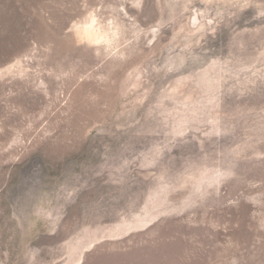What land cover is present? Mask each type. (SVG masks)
<instances>
[{
    "label": "rangeland",
    "instance_id": "obj_1",
    "mask_svg": "<svg viewBox=\"0 0 264 264\" xmlns=\"http://www.w3.org/2000/svg\"><path fill=\"white\" fill-rule=\"evenodd\" d=\"M0 264H264V0H0Z\"/></svg>",
    "mask_w": 264,
    "mask_h": 264
},
{
    "label": "clouds",
    "instance_id": "obj_2",
    "mask_svg": "<svg viewBox=\"0 0 264 264\" xmlns=\"http://www.w3.org/2000/svg\"><path fill=\"white\" fill-rule=\"evenodd\" d=\"M89 15L91 16V14H89ZM93 22H95V21H94V18H93ZM97 42H98V41H97Z\"/></svg>",
    "mask_w": 264,
    "mask_h": 264
}]
</instances>
